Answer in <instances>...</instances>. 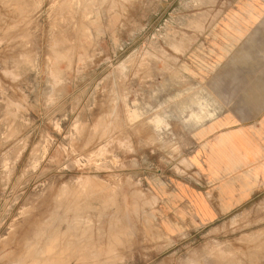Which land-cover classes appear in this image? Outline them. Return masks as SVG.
<instances>
[{"label":"rangeland","instance_id":"374dc122","mask_svg":"<svg viewBox=\"0 0 264 264\" xmlns=\"http://www.w3.org/2000/svg\"><path fill=\"white\" fill-rule=\"evenodd\" d=\"M263 117L264 0H0V264H264V182L185 198Z\"/></svg>","mask_w":264,"mask_h":264},{"label":"crops","instance_id":"0c3cea01","mask_svg":"<svg viewBox=\"0 0 264 264\" xmlns=\"http://www.w3.org/2000/svg\"><path fill=\"white\" fill-rule=\"evenodd\" d=\"M226 132L228 146H217L218 137ZM209 137L215 146H202L203 159L198 156L205 186L185 197L202 223L231 213L253 196L255 184L264 182V117L255 126L222 125Z\"/></svg>","mask_w":264,"mask_h":264},{"label":"bare ground","instance_id":"6f19581e","mask_svg":"<svg viewBox=\"0 0 264 264\" xmlns=\"http://www.w3.org/2000/svg\"><path fill=\"white\" fill-rule=\"evenodd\" d=\"M214 261V260H213ZM212 262V261H211Z\"/></svg>","mask_w":264,"mask_h":264}]
</instances>
